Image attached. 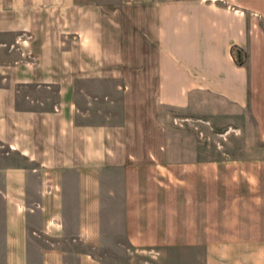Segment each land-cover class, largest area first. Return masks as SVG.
Here are the masks:
<instances>
[{
	"label": "crops",
	"instance_id": "0c3cea01",
	"mask_svg": "<svg viewBox=\"0 0 264 264\" xmlns=\"http://www.w3.org/2000/svg\"><path fill=\"white\" fill-rule=\"evenodd\" d=\"M0 264H264V0H0Z\"/></svg>",
	"mask_w": 264,
	"mask_h": 264
},
{
	"label": "rangeland",
	"instance_id": "374dc122",
	"mask_svg": "<svg viewBox=\"0 0 264 264\" xmlns=\"http://www.w3.org/2000/svg\"><path fill=\"white\" fill-rule=\"evenodd\" d=\"M220 1L228 5L231 2L233 3L234 0H220ZM218 130H221V129L211 128L209 125H206V127L205 126L200 127L199 131L202 132L200 136L204 138L208 144L212 142V145L216 149L218 148L221 151L222 149H224V145L228 144L229 136L227 133L224 134ZM104 254H105L104 256L108 258L109 260L114 257L116 259L117 257L124 256V254L122 255L121 252H115V251H104Z\"/></svg>",
	"mask_w": 264,
	"mask_h": 264
},
{
	"label": "trees",
	"instance_id": "16d2710c",
	"mask_svg": "<svg viewBox=\"0 0 264 264\" xmlns=\"http://www.w3.org/2000/svg\"><path fill=\"white\" fill-rule=\"evenodd\" d=\"M238 60H239L240 62H242V58H241L240 56L238 57Z\"/></svg>",
	"mask_w": 264,
	"mask_h": 264
}]
</instances>
